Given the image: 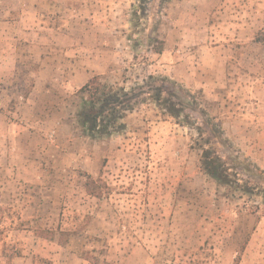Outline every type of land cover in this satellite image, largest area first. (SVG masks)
Wrapping results in <instances>:
<instances>
[{"label":"rangeland","instance_id":"obj_1","mask_svg":"<svg viewBox=\"0 0 264 264\" xmlns=\"http://www.w3.org/2000/svg\"><path fill=\"white\" fill-rule=\"evenodd\" d=\"M139 4L0 0V264H264V0ZM94 75L154 76L181 121L86 135Z\"/></svg>","mask_w":264,"mask_h":264},{"label":"trees","instance_id":"obj_2","mask_svg":"<svg viewBox=\"0 0 264 264\" xmlns=\"http://www.w3.org/2000/svg\"><path fill=\"white\" fill-rule=\"evenodd\" d=\"M149 0H139L141 10H146ZM255 41L264 45V29L257 32ZM161 51V48L155 50ZM154 76L149 75L141 84L126 88L121 85L107 83L98 75L90 77L77 91L79 102L76 110L78 125L86 135L92 137L108 136L124 128L123 118L132 112L140 103L151 100L159 109L161 115L174 117L179 122L182 112L175 107L176 103L163 97L160 88L153 87L149 80ZM145 88L147 90H145ZM205 169L219 183H226L227 176L218 161L217 167L213 166L214 160L203 154ZM51 237V236H50Z\"/></svg>","mask_w":264,"mask_h":264}]
</instances>
